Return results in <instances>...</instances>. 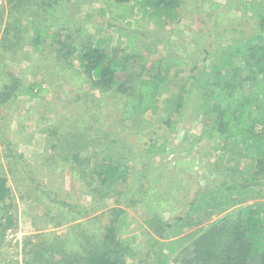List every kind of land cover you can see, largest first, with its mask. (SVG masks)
<instances>
[{
  "label": "rangeland",
  "instance_id": "1",
  "mask_svg": "<svg viewBox=\"0 0 264 264\" xmlns=\"http://www.w3.org/2000/svg\"><path fill=\"white\" fill-rule=\"evenodd\" d=\"M106 1L57 0L45 9L42 0L23 1L11 11L9 0H0V93L15 77L47 90L36 99H0V175L11 190L15 221L4 233L0 230V264H28V250L46 240L66 241L69 250L85 248L116 218L129 224L119 247L125 264H184L194 234L241 208L214 212L208 221L181 233L170 228L166 236L146 224L154 214L174 223L187 214L201 191L221 181L214 169L218 152L204 132L199 96L188 99L180 112H170L167 106L195 65L206 57L210 65L220 47L257 31L264 0H179L177 21L150 13L133 27L103 14ZM24 15L60 34L67 47L60 51L62 44L46 39L34 50L31 32L23 27ZM8 22L14 26L6 35ZM121 29L138 33L135 52L139 58L146 56L134 72L143 67L154 72L152 66L160 59L166 64L180 61L170 70L154 114L125 117V106L137 94L135 81L127 93L117 90L128 78L123 75L111 89L101 90L80 66L87 45L126 47ZM155 140H166L168 151L148 155L146 148ZM106 155L124 160L131 180L95 194L91 165L94 158Z\"/></svg>",
  "mask_w": 264,
  "mask_h": 264
},
{
  "label": "trees",
  "instance_id": "2",
  "mask_svg": "<svg viewBox=\"0 0 264 264\" xmlns=\"http://www.w3.org/2000/svg\"><path fill=\"white\" fill-rule=\"evenodd\" d=\"M23 1L36 2L9 0L11 11L23 6ZM56 3L57 0H42L41 5L45 9V6L52 8ZM178 9L179 0H107L102 13L122 19L126 26L133 27L141 25L150 13L177 21ZM22 22L24 30L31 32L34 50H40L46 39L62 44L60 51L67 47L66 42L60 41V34L51 33L37 20L24 15ZM7 25L6 35L14 26L10 22ZM119 33L120 36L126 35V47L119 50L107 49L100 43L87 45L80 53V66L101 90L111 89L123 75L128 78L118 83L117 90L127 93L130 82L135 81L132 85H137V94L125 106V117L147 112L154 114L159 110L158 98L163 85L168 83L170 70L180 61L172 60L166 64L160 59L152 66L154 72L143 67L140 73H136L135 66L146 61L145 55L139 58L135 52L139 49V35L137 32L126 33L123 29ZM70 50L74 49L70 47ZM206 62L207 57L193 67L187 82L172 97L167 110L180 112L188 99L196 94L199 96V109L206 118L204 132L218 152L214 169L221 173L222 179L218 184L214 182L212 188L201 191L190 204L187 214L174 223H164L154 214L146 224L160 236H166L170 228L177 227V232L181 233L208 221L214 212L241 207L194 234L184 264H264V15L259 18L256 32L246 38L233 39L219 48L210 65ZM46 93L41 84L27 85L15 77L4 84L0 99L2 102L23 96L36 99ZM170 123V120L166 121V124ZM167 151L166 140L151 141L146 148L148 155ZM99 155L96 152L94 156ZM91 167L90 175L99 187L92 188L95 194L100 189L108 193L131 180L128 164L110 155L99 160L94 158ZM7 183V178L0 175L2 233L15 222ZM128 229L129 224L124 220L113 219L103 236L91 244L85 242V248L81 245L79 250H69L67 242L62 240L54 244L41 241L39 247L31 243L28 264H125L119 247L123 242L122 233ZM29 244L28 241L26 246Z\"/></svg>",
  "mask_w": 264,
  "mask_h": 264
}]
</instances>
